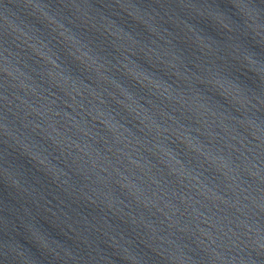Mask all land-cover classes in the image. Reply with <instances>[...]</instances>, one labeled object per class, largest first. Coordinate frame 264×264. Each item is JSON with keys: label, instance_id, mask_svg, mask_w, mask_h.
<instances>
[{"label": "water", "instance_id": "water-1", "mask_svg": "<svg viewBox=\"0 0 264 264\" xmlns=\"http://www.w3.org/2000/svg\"><path fill=\"white\" fill-rule=\"evenodd\" d=\"M0 264H264V0H0Z\"/></svg>", "mask_w": 264, "mask_h": 264}]
</instances>
